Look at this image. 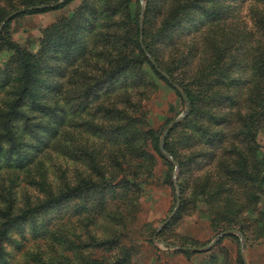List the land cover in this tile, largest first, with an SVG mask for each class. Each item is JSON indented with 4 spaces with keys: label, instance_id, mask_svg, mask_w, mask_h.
Here are the masks:
<instances>
[{
    "label": "trees",
    "instance_id": "trees-1",
    "mask_svg": "<svg viewBox=\"0 0 264 264\" xmlns=\"http://www.w3.org/2000/svg\"><path fill=\"white\" fill-rule=\"evenodd\" d=\"M57 1L0 0V23ZM71 1L0 30V53L11 52L0 68V264L12 263L7 247L26 224L38 250L23 264H131L129 223L161 156L144 99L160 81L172 86L163 73L191 105L164 140L182 168L178 212L191 187L215 229L248 238V199L257 203L264 181V0L248 6L253 30L237 20L247 0H145L143 11L140 0H80L41 30L36 51L12 38L13 18ZM231 121L227 149L221 127ZM196 140L206 144L190 158L218 156L211 171L195 174L179 158Z\"/></svg>",
    "mask_w": 264,
    "mask_h": 264
},
{
    "label": "rangeland",
    "instance_id": "rangeland-1",
    "mask_svg": "<svg viewBox=\"0 0 264 264\" xmlns=\"http://www.w3.org/2000/svg\"><path fill=\"white\" fill-rule=\"evenodd\" d=\"M79 3L80 0H72L68 5L61 8L17 16L10 22V34L18 43L30 45L29 47L36 51L38 49V37L40 36L41 30L50 25L59 16L70 14ZM250 3L251 0H247L241 5L237 13V20L241 24H245L247 29L253 30V21L248 12ZM140 5L143 11L145 0L142 3L140 2ZM10 56L11 52L9 51L0 53V68L9 60ZM170 80L177 84L172 79ZM179 87L181 88V86ZM144 100L147 106L149 126L159 131V146L160 136L165 126L183 110V99L173 85L168 86L164 81H160L158 87ZM190 112L191 105L187 116ZM185 118L175 125L181 123ZM234 126V122L231 121V124L221 127L226 135V138L221 143L227 149L232 147L229 139H231V135L233 134ZM256 141L259 146H262L261 150H263L264 125ZM205 144L204 140L200 143L196 140L194 143H184L179 149V158H181L183 163H187L186 167L191 170L193 169L195 174L211 171L214 168L215 162L217 163L218 161V156L216 155L209 160L206 159L208 157L205 155L198 157V159L190 158L192 153L198 151ZM215 152L217 154L220 153L221 148H217ZM154 155L155 164L153 165L152 176L150 179L147 178V181L142 184L143 191L139 196L138 210L129 223V239L125 240L126 246L132 247L131 251L133 255L131 264H209L214 256L218 258L216 264H221L223 260L228 261L229 264H239L238 255L240 256L242 264H244V261L246 264H264V233L259 235L257 233L258 226L264 222L262 216L259 220L260 215H264V181L260 186L256 187V191L258 190L257 203L254 202L252 204L251 198L248 199L247 208H251L246 213L249 215V218L246 222L244 221L246 224V232L250 234L248 238L238 228L230 227L241 231L245 236V242L242 246L237 235L227 234L220 238L208 250L192 251L177 249L173 246H203L211 242L221 231L230 228L217 230L213 227L211 221L212 213L208 210L204 201H198L200 199L194 197V193L190 196L192 191L191 187L184 194V208L178 212L181 204L180 200L178 208L170 216L176 206L177 193L180 196L177 178L182 168L180 167L179 161L172 154L173 159L177 162V169L162 154L160 156L154 153ZM174 172H176L175 182L173 179ZM169 176L171 184L167 181ZM25 226L26 235L23 237L20 235V232H14L13 236L18 243L7 247L10 263L12 262L11 264H23L25 254L38 250L37 240H35L36 236L31 233L32 229L31 227L29 229V224ZM231 235L236 238H232ZM179 250L192 251L193 254H183ZM100 253L98 251L96 255L98 256Z\"/></svg>",
    "mask_w": 264,
    "mask_h": 264
},
{
    "label": "water",
    "instance_id": "water-1",
    "mask_svg": "<svg viewBox=\"0 0 264 264\" xmlns=\"http://www.w3.org/2000/svg\"><path fill=\"white\" fill-rule=\"evenodd\" d=\"M65 0H58L56 3L54 4H40V5H31V6H28L26 8H22V9H19V10H16L12 13H10L9 15H7L0 23V30L1 28L3 27L4 23L9 20L10 18H12L13 16L21 13V12H24V11H30V10H36V9H44V8H48V7H52L54 5H59V4H62ZM140 2L142 3L143 0H140ZM141 26H142V15H141V18H140V29H141ZM140 43L142 45V40H141V37H140ZM142 48L144 49V46L142 45ZM145 51V54L150 57L149 53L144 49ZM151 62L153 64H156L155 61L153 59H151ZM164 76L166 78H168L169 82L178 90L179 94L181 95L182 99H183V103H184V108L183 110L174 118L172 119L164 128L161 136H160V140H159V151L161 152V154L167 158L168 160H170L172 162V164L175 166V169H177V162L173 159L172 155L167 152L164 148V139H165V136L167 135V133L169 132V130L176 124L178 123L179 121H181L183 118H185L187 116V114L189 113L190 111V102H189V98L187 97L186 93L184 92L183 89H181L177 84L173 83L169 77L163 73ZM176 171V170H175ZM173 179H174V182L176 181V172H174L173 174ZM179 203H180V199H179V195L177 193V198H176V206L175 208L173 209L172 213L170 214V216L174 213V211L178 208L179 206ZM227 234H234V235H237L240 242H241V246L244 244L245 242V236L243 235V233L235 228H230V229H226V230H223L221 231L218 235H216L213 240L211 242H209L208 244H205L203 246H198V247H181V246H173L177 249H186V250H192V251H204V250H208L209 248H211L215 243H217V241L220 240V238H222L223 236L227 235ZM244 264L245 261H244Z\"/></svg>",
    "mask_w": 264,
    "mask_h": 264
}]
</instances>
